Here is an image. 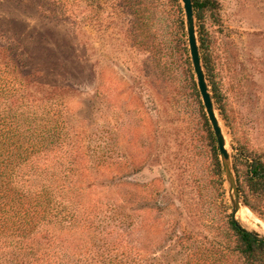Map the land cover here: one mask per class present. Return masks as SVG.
Returning a JSON list of instances; mask_svg holds the SVG:
<instances>
[{
    "label": "rangeland",
    "instance_id": "1",
    "mask_svg": "<svg viewBox=\"0 0 264 264\" xmlns=\"http://www.w3.org/2000/svg\"><path fill=\"white\" fill-rule=\"evenodd\" d=\"M80 3L0 0V84L23 94L16 105L59 140L41 145V172L28 164L13 176L24 199H44L32 235H49L58 264H222L221 255L249 264L220 233L228 185L182 7ZM195 28L232 167L235 157L242 167L249 154L264 157V0H208ZM248 197L255 208L239 197L236 219L264 235V195ZM7 251L0 264H31Z\"/></svg>",
    "mask_w": 264,
    "mask_h": 264
},
{
    "label": "trees",
    "instance_id": "2",
    "mask_svg": "<svg viewBox=\"0 0 264 264\" xmlns=\"http://www.w3.org/2000/svg\"><path fill=\"white\" fill-rule=\"evenodd\" d=\"M81 1L80 4L87 3L88 0H66ZM178 11L181 10L182 3L180 0H170ZM208 5V0H192L193 15L195 23L200 22L202 12ZM65 4H62L63 13H65ZM180 9V10H179ZM183 9V7H182ZM84 15V6L82 8ZM144 9L141 10V13ZM181 12V11H180ZM64 17V15H62ZM75 29L81 28L85 23L86 16H82V21H78L76 16ZM70 17L68 16L69 20ZM181 23V22H180ZM199 50L205 49L202 33L198 31ZM205 76H210V67L207 57L200 56ZM210 80V78H209ZM210 84H212L210 82ZM28 85V84H27ZM24 88L19 90L25 91ZM8 83L0 84V258L7 256V249L16 252L21 262L36 264H58L56 258L48 254V248L51 247V240L46 232L41 231V240L38 234L32 235L35 231L31 228L32 222L35 220L33 211L38 210L42 204V197L39 194L32 195L31 199H24L22 188L17 187L13 179L14 174L19 169L26 167L28 164L37 172H41V161L38 160L41 155V145H47L54 148L58 143V137L53 129L41 128V118L35 115L27 114L24 107L19 108L16 103L18 100L23 103L25 97L23 94H12L9 91ZM213 99L216 98L214 88ZM34 156L33 161L31 158ZM245 157L243 166L238 163L237 157L233 158V170L238 171V167L242 169V175H236V185L239 197L243 204L250 209H254V205L250 203L248 192L250 195L262 197L264 195V157L256 154H249ZM238 164V165H237ZM220 168L219 163L217 164ZM244 170V171H243ZM240 177L242 178L240 182ZM245 183L244 190L241 183ZM13 195L16 198L10 199ZM8 199V201H7ZM26 201V202H25ZM40 214L39 210L37 211ZM222 238L228 237V242H233L232 253L236 252L248 260L249 264H264V242L256 241L250 234L244 232L237 222L231 219L228 214L222 229L220 228ZM32 235V236H31ZM72 247V244L69 246ZM68 247V248H69ZM230 252V253H231ZM41 253V258L39 257ZM221 262L224 264L226 255H221ZM17 260V259H16Z\"/></svg>",
    "mask_w": 264,
    "mask_h": 264
},
{
    "label": "water",
    "instance_id": "3",
    "mask_svg": "<svg viewBox=\"0 0 264 264\" xmlns=\"http://www.w3.org/2000/svg\"><path fill=\"white\" fill-rule=\"evenodd\" d=\"M182 3L184 17H185V28L187 35V43L190 53V59L193 66V70L196 76V82L198 91L202 100V104L207 116V119L210 123L216 146L219 153L220 165L224 173V178L228 185V197L231 205V219L238 223L240 228L250 234L256 241L264 242V235L259 234L254 230H247L241 227L239 222L236 219V214L241 208V201L239 198L236 178L233 171L231 156L225 147V138L217 117L215 116V109L213 105L212 98L210 96L208 85L205 79V74L201 64V59L199 55V48L197 44L196 28H195V19L193 15V6L192 0H180Z\"/></svg>",
    "mask_w": 264,
    "mask_h": 264
},
{
    "label": "bare ground",
    "instance_id": "4",
    "mask_svg": "<svg viewBox=\"0 0 264 264\" xmlns=\"http://www.w3.org/2000/svg\"><path fill=\"white\" fill-rule=\"evenodd\" d=\"M225 147H226V144H225ZM240 211H241V209L237 212V214H236L237 217L240 216Z\"/></svg>",
    "mask_w": 264,
    "mask_h": 264
}]
</instances>
